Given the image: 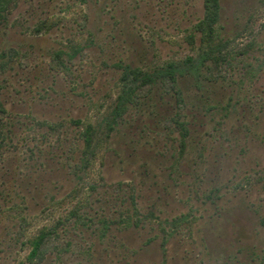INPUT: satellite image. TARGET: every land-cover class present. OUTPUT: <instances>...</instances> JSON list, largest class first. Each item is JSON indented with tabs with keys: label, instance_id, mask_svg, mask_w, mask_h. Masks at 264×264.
Returning <instances> with one entry per match:
<instances>
[{
	"label": "rangeland",
	"instance_id": "rangeland-1",
	"mask_svg": "<svg viewBox=\"0 0 264 264\" xmlns=\"http://www.w3.org/2000/svg\"><path fill=\"white\" fill-rule=\"evenodd\" d=\"M220 3L231 66L213 80L204 0H0V264H264V0ZM136 68L156 83L130 101Z\"/></svg>",
	"mask_w": 264,
	"mask_h": 264
},
{
	"label": "trees",
	"instance_id": "trees-1",
	"mask_svg": "<svg viewBox=\"0 0 264 264\" xmlns=\"http://www.w3.org/2000/svg\"><path fill=\"white\" fill-rule=\"evenodd\" d=\"M220 10V0H204L203 17L195 25V29H197L201 33V41L206 44L208 48H210L201 55V58L198 60V64L196 66H206V77L213 80L225 79L228 69L231 66V61L227 57V55L220 50L216 52L213 46V42L215 41L218 33L217 25L220 20ZM1 17H3V15L0 12V18ZM193 37L194 35H191V38ZM61 58L62 54L58 52L56 54V57L54 58L55 66L62 70L67 69V66L62 63ZM190 62H192V66H194L193 58H188L186 60V64ZM185 65H182L177 61H170L167 64V68L160 75L161 81L166 87V90L173 92L176 96L177 111L175 112L172 121L177 124V127L180 128L183 134L182 144L189 134V129L185 121L183 120L185 110V97L178 81L179 76L185 73ZM131 77H134L135 80L139 81V83L136 84V89L132 87H129L128 89L124 88L123 95L121 97L123 98L125 96V99H128L130 101H132L133 99L137 100V98L143 96H147L156 83V78L153 75L143 71L140 68L127 70L124 72V81H128ZM125 110L126 106L120 108L118 110V114L121 115ZM7 116V109L2 101H0V121H3ZM89 129H91V126L88 127L85 132V140L88 145L91 144V135L89 134ZM57 235L58 226L56 224L51 227L43 228L42 230H40V232L31 237V239L29 240L31 250L27 255V259L31 262L35 260L43 261L47 257V253L51 245L54 246L55 238Z\"/></svg>",
	"mask_w": 264,
	"mask_h": 264
}]
</instances>
